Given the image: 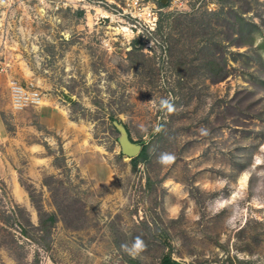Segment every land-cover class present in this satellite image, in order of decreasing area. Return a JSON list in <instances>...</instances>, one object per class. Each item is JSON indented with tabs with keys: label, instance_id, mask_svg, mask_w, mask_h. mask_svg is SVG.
I'll use <instances>...</instances> for the list:
<instances>
[{
	"label": "rangeland",
	"instance_id": "1",
	"mask_svg": "<svg viewBox=\"0 0 264 264\" xmlns=\"http://www.w3.org/2000/svg\"><path fill=\"white\" fill-rule=\"evenodd\" d=\"M138 1L0 0V264H264V0Z\"/></svg>",
	"mask_w": 264,
	"mask_h": 264
},
{
	"label": "trees",
	"instance_id": "2",
	"mask_svg": "<svg viewBox=\"0 0 264 264\" xmlns=\"http://www.w3.org/2000/svg\"><path fill=\"white\" fill-rule=\"evenodd\" d=\"M158 3L160 5H165L162 3V0H158ZM120 155L122 156V154L120 153ZM148 157V144H145L142 146L141 152L140 154L135 157L132 158L130 160L131 164L136 166L138 162L147 159ZM76 201H72L70 204H67L65 206H61L60 204L55 205V211L54 212H47L43 209H39L37 207V215H38V224L37 226H30L32 230H35L36 232H39L41 235H45L48 236V234L50 233L51 229L53 228V226L59 222L62 218L64 220H67V222H80L82 221V217L83 214L78 210L79 208H76ZM78 214V216L74 217V218H67L68 216L71 215H75ZM63 216V217H61ZM73 219V220H70ZM80 224H78L77 226H75V229H78L80 226ZM22 226V225H21ZM29 228L23 227L21 229V233L28 237L29 236V232H30ZM129 262L131 264H139L137 261L135 260H129ZM161 264H181L179 262H176L174 260H172L170 257L168 256H164Z\"/></svg>",
	"mask_w": 264,
	"mask_h": 264
},
{
	"label": "built area",
	"instance_id": "3",
	"mask_svg": "<svg viewBox=\"0 0 264 264\" xmlns=\"http://www.w3.org/2000/svg\"><path fill=\"white\" fill-rule=\"evenodd\" d=\"M186 1H192V0H171V1L169 0L168 3L170 2L173 6H175L176 8H179ZM130 4L132 6V9L134 10V16L133 14H131V18L133 17L131 19L132 23L128 24L129 31L132 34L134 33L133 29H136L137 25L138 26H141V25L155 26L156 25L158 12H160L159 9H157L155 12L148 11L147 10L148 7L144 6L143 4H140L138 0H131ZM137 11H141L142 13H138ZM13 89H14V93L17 94L19 99H24L25 96L27 95V98H31L32 102H36L35 99L37 96L32 95V97H30L29 94L25 95L24 91L19 90L18 88H15V86L13 87Z\"/></svg>",
	"mask_w": 264,
	"mask_h": 264
},
{
	"label": "water",
	"instance_id": "4",
	"mask_svg": "<svg viewBox=\"0 0 264 264\" xmlns=\"http://www.w3.org/2000/svg\"><path fill=\"white\" fill-rule=\"evenodd\" d=\"M113 128L118 132L117 142L120 148V153L128 159L137 157L142 149L141 144L133 141L126 127L116 120L112 121Z\"/></svg>",
	"mask_w": 264,
	"mask_h": 264
},
{
	"label": "clouds",
	"instance_id": "5",
	"mask_svg": "<svg viewBox=\"0 0 264 264\" xmlns=\"http://www.w3.org/2000/svg\"><path fill=\"white\" fill-rule=\"evenodd\" d=\"M169 159H171V157H168Z\"/></svg>",
	"mask_w": 264,
	"mask_h": 264
}]
</instances>
